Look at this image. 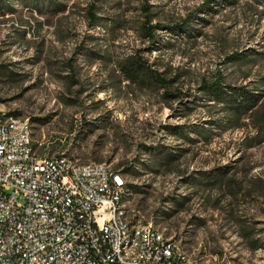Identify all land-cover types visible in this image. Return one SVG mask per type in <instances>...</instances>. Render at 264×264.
<instances>
[{"label":"rangeland","instance_id":"374dc122","mask_svg":"<svg viewBox=\"0 0 264 264\" xmlns=\"http://www.w3.org/2000/svg\"><path fill=\"white\" fill-rule=\"evenodd\" d=\"M262 2L0 0V113L41 156L117 170L128 212L190 257L264 264ZM239 87L259 96L243 116Z\"/></svg>","mask_w":264,"mask_h":264},{"label":"built area","instance_id":"2783aa9c","mask_svg":"<svg viewBox=\"0 0 264 264\" xmlns=\"http://www.w3.org/2000/svg\"><path fill=\"white\" fill-rule=\"evenodd\" d=\"M107 164L41 156L27 121L0 113V264H207L141 214Z\"/></svg>","mask_w":264,"mask_h":264},{"label":"trees","instance_id":"16d2710c","mask_svg":"<svg viewBox=\"0 0 264 264\" xmlns=\"http://www.w3.org/2000/svg\"><path fill=\"white\" fill-rule=\"evenodd\" d=\"M262 3L264 5V0ZM92 19H93L94 23L97 21V18L95 16H92ZM193 19H198L195 14L189 15L187 22L192 21ZM154 27H158V26H150L147 28L149 36H151V31L153 30ZM189 28H190V25L183 26L184 30H188ZM175 30H177V29L175 28L174 31ZM204 87L210 88L211 90H216V91L221 88V86L219 85L218 82H215L213 84V86H204ZM232 91H233L231 94L232 97H231L230 102H228V103L230 105L229 106L230 111H232V113L234 115H237V116L245 115L253 107H255V105L258 102L259 96H252V95L248 96L246 93V89H244V88H241V87L233 88ZM217 92H219V91H217Z\"/></svg>","mask_w":264,"mask_h":264}]
</instances>
